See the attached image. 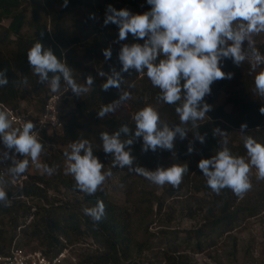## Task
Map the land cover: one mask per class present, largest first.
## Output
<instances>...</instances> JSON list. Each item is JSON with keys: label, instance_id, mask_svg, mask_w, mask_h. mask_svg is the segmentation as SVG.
<instances>
[{"label": "clouds", "instance_id": "obj_1", "mask_svg": "<svg viewBox=\"0 0 264 264\" xmlns=\"http://www.w3.org/2000/svg\"><path fill=\"white\" fill-rule=\"evenodd\" d=\"M149 11L133 14L130 10H117L108 5L105 10L103 26L113 24L118 27V41H126L131 35L133 40L143 43H125L121 46L118 60L120 71L112 69V74L102 84L103 91L110 88L119 89L123 82L122 73L134 70L146 76L154 88L159 90L157 97L167 105H177L179 125L169 127L160 117L157 109L151 105L138 110L132 117L135 130L122 125L117 131L100 134L102 150L112 157V167L137 174L150 183L163 187L169 185L176 189L188 174L187 164H173L168 168L157 167L154 171L142 166H134L136 158L131 146L141 138V151L155 153L158 149L171 151L174 139L179 136L186 139L187 129L183 125L191 124L193 129L198 122L206 119V113L212 107L204 102L211 95V86L220 80L233 78V73L222 71L223 62L231 60L235 66L246 61L255 71L264 66V55L255 46V37L264 34V0H146ZM68 0H63L61 7H67ZM89 18H95L90 15ZM115 42V41H114ZM247 45L246 47L244 45ZM105 60L111 58V50H103ZM27 59L37 83L46 84L52 93L61 89V82L76 97L86 96L92 90L94 78L89 75L83 83L74 77L73 70L66 61L59 59L51 49H46L40 42L34 43L27 52ZM104 77L103 71L98 73ZM10 83L6 71H0V87ZM16 86L27 87L28 78L12 82ZM254 92L264 99V70L256 72ZM132 96L123 92L119 99L101 106L98 118L114 113L121 103L129 101ZM264 114V107L260 109ZM14 117L9 111L0 109V143L4 151L0 152V163L11 161L6 169L13 179L26 174L30 165L41 174L53 175L55 167L41 162L45 146L31 120H24L21 126L13 125ZM241 134L247 129L240 126ZM223 137L220 149L214 156L201 159L198 169L206 179L207 186L216 195L224 189L243 199L252 189L253 170L257 180H264V143L258 142L250 135H243L246 157L233 155L228 134L215 130ZM124 134L125 139L121 138ZM206 134L197 133L195 139L203 144ZM63 156L67 162L65 174L74 180V188L86 196H95L103 191L106 181L113 175L94 155L92 143L79 139L68 145ZM191 154L194 149H187ZM23 159H17V156ZM15 197H13L14 199ZM6 182L0 176V205L10 207ZM83 214L94 224H99L106 215V206L97 199L95 206L84 207Z\"/></svg>", "mask_w": 264, "mask_h": 264}, {"label": "trees", "instance_id": "obj_2", "mask_svg": "<svg viewBox=\"0 0 264 264\" xmlns=\"http://www.w3.org/2000/svg\"><path fill=\"white\" fill-rule=\"evenodd\" d=\"M56 3L58 7L56 6L55 17L51 18V23L49 24L51 33H48L45 24L39 21V10H45L47 7L51 8ZM62 3L63 0H31V21L28 25L32 28L33 34L28 38H21L18 36V33L27 22L22 9L16 11L18 1L0 0V17L9 16L10 19L6 30L0 38V43L3 42V39H8L10 35L16 36L14 48L9 53H6V56H2L5 54L0 53V71H6L7 78L10 81L8 86L0 87V104L14 108L21 101L26 103V95L40 96L37 101L38 111H40L45 99L52 93L46 84L37 83L38 78L32 74L27 59V52L31 46L36 42H40L44 48L51 49L53 54L59 59L66 61L79 83H83L85 77L89 75L94 78L92 90L88 95L76 97L73 94V112L66 117L63 115V118L66 119L62 128L58 132H53L48 137V140L53 144L66 145L79 139H87L93 145L94 155L112 166L111 155L105 154L102 150L100 134L103 132L111 134L122 125H127L131 131H134V121L123 118L115 119L114 113H110L104 118H98L97 112H99L101 106H106L119 99L136 72L130 70L129 73H122L123 82L119 89L110 88L105 92L101 86L106 82L107 77L112 74V69H115L117 72L120 71L121 65L118 60V54L121 46L125 43H143V41L133 40L131 35H129L126 41H118V27L113 24L103 26L105 10L108 5H112L117 10L127 9L133 14H143L145 11L150 10V6L147 5L146 0H68L67 7H61ZM75 9L76 14L78 13L77 20L80 22V27L76 29V26L73 24L71 26L72 31L69 33L70 35H67L62 28V26L66 27L64 16L67 11ZM90 15H94L95 18H89ZM88 36H92V38L83 43L81 47L83 55L88 60L92 59L96 63L98 70L105 73L104 77L96 76L92 68L82 67L77 61H74L76 57L74 56V45H79L82 42L81 40ZM105 49L111 50V58L108 60H105L103 56V50ZM232 64L231 60H225L222 71L225 72L226 69L232 70ZM24 76L28 78L27 87L16 86L12 83L13 81H20ZM226 81L228 79L215 82L214 89H220L225 85ZM145 87L144 94L139 92L136 104L140 106L145 102H153L162 116L178 119L176 116H171V114L176 113L175 107L179 106V102L177 105H167L158 101L159 90L157 88H152L150 84H147ZM246 88L247 84H243L238 91V95L236 93L235 98L228 101L232 106L230 112H225L222 107L217 106L206 113L210 121L198 124L196 129H193L190 123L183 125L187 129V136L195 141L201 149L206 150L211 157L220 149L219 142L221 136L215 133V128L217 127L220 131L228 134L230 141L234 140L237 134L242 137L243 135H250L255 139H264L263 135L258 132L259 127L264 128V114L260 112V109L264 107V99H261L257 95L258 100H256L259 103L258 105L255 104L254 97L247 94ZM61 89H64V92L68 94L72 93L66 89L63 81L61 82ZM141 97H143V102H141ZM205 99L204 102L212 106L214 102L213 97L208 95ZM29 102L31 100L27 101V106H30L31 103ZM88 119H92V123L100 127L95 130L89 129L87 125ZM218 123H221L224 128ZM242 124L247 125V129L243 135L240 129ZM168 126L172 127L171 125ZM197 133L201 135L206 134L203 144L195 139ZM121 138L125 139L127 137L122 134ZM142 143V139L137 138V142L131 146L132 155L136 158L134 166L148 164L149 161L155 159V154L161 151L158 149L153 153L149 150L144 153L141 151ZM244 149V146L239 147V152L236 155L242 156ZM49 150H45L42 159L43 163L52 167L59 161H55L53 156H49ZM180 154L182 157L184 156L183 153ZM187 177L188 175L185 176L179 188L174 189L168 186L164 193L168 197L178 196L181 189L188 187ZM27 179L28 181L24 183L22 189L17 194L21 197L31 198L28 202L16 200L12 202L10 207L0 205L1 221L6 216L9 219L7 228H4L6 223H1L0 221L1 226H3V229L0 227V252H3L5 246L13 240L12 238L17 232L16 228L20 227L18 233L35 240L38 245L44 248L41 249V252L46 255L49 253L55 254L67 247L70 243L69 235L72 234L80 238L88 237L98 246L94 249V251L96 250L94 255H86L84 257V264H120L130 258L129 256L132 253L130 247L131 240L123 223L124 220H122L118 207L104 190L98 191L95 196L89 197L76 190L72 181H64L57 176L56 181L59 184V189L61 188L62 192H68L69 194L67 201L60 202L54 197L49 199L47 195L49 183L46 181L44 175L32 173L27 176ZM7 185L8 183L6 182L7 195L9 196L14 188ZM50 187L52 190L58 189L55 186ZM192 192L208 194L207 188L201 183L193 185ZM221 194L222 200H225L220 202L217 215L211 214L210 210L206 212L208 214L207 221L203 225L206 228V232H214L217 228L232 220V215L228 211L231 205L229 189H224ZM97 199L104 202L106 215L99 224H94L89 217L83 214L82 209L84 207L95 206ZM40 201H43L46 207ZM31 207L34 208L31 220L24 225L25 218L29 215ZM15 211H20V213L16 215ZM17 219L21 223L17 224ZM9 230L13 231L14 234L5 239L4 236ZM185 233L188 234V232ZM190 234L195 236V240L197 241L194 246L196 250L200 251L201 243L198 241V238L204 235V230L197 228L192 230ZM188 237H190L189 234ZM163 262L164 264H187L182 254H178L175 251L170 253L164 252ZM130 264L139 263L130 262Z\"/></svg>", "mask_w": 264, "mask_h": 264}, {"label": "rangeland", "instance_id": "obj_3", "mask_svg": "<svg viewBox=\"0 0 264 264\" xmlns=\"http://www.w3.org/2000/svg\"><path fill=\"white\" fill-rule=\"evenodd\" d=\"M17 1L18 7L16 11L22 9L27 22L20 29L18 36L28 38L33 34L32 28L28 25L31 21V0ZM56 6L58 7L57 3L51 8L47 7L45 10H39V21L45 24L48 33H51L49 24L51 23V18L55 17ZM64 18L66 27L62 26V28L65 34L70 35L69 33L72 31L71 26L73 24L76 26V29L80 27L76 9L67 11ZM9 20V16L0 17V38L6 30ZM91 38L92 36H88L82 39L79 45H74V56H76L74 61H77L82 67L92 68L93 73L101 77L98 75L101 71L96 67V63L92 59L88 60L84 57L83 49L81 48L83 43ZM15 41V35H10L8 39H3V42L0 43V53L5 55L2 56H6V53H9L14 48ZM255 41V46L264 55V34L255 37ZM244 46L246 47L247 45L245 44ZM260 70H264V66L253 71L247 61L241 66L232 64V70L226 69L225 73H233V78L226 81L225 85L220 89L215 90L214 84L211 86V95L209 96H212L214 100L211 107L220 106L225 112H230L232 106L228 101L235 98L236 93L238 95V91L243 84H247V94L252 95L255 99L254 103L258 105V97L254 92V77L256 72ZM147 84L151 85L146 76H141L138 73L132 76V81L125 90L131 94L132 99L121 103L117 107L114 112L115 119L132 120L133 115L143 107L151 105L156 108L153 102H145L140 106L136 104L139 92L144 94ZM152 88L154 87L152 86ZM57 93L61 96L59 112L64 124L66 118H63V115L66 117L73 112L74 95L64 92V89H60ZM39 97L26 95L25 100H31L29 102L31 103L30 106H27L28 103L25 101L27 103H25L26 107L29 110H33L32 108L37 109ZM21 102L24 103V101ZM141 102H143V97H141ZM171 116L178 118V114L176 113H172ZM160 117L164 123L172 127L179 125V118L164 117L161 113ZM205 121H210L207 114L206 119L198 122V124H202ZM218 124L222 126L221 123ZM87 125L92 130L100 127L94 125L92 119L87 120ZM258 132L264 137V128L259 127ZM222 140L223 137H220L219 146H221ZM256 140L264 143V139L256 138ZM69 144L59 145L56 143L49 148V156H53L55 161H59L53 165L56 169L53 175L41 174L36 169L30 171V173H34L35 175H44L46 181L49 183L47 188L49 199L54 197L60 202L67 201L69 194L68 192H62L61 188V190L59 189L56 177L59 176L64 181L68 180L75 183L70 175L65 174L67 162L63 153L69 150ZM1 145L2 143L0 144V152L4 149V146ZM190 145L194 149L191 154L187 151ZM227 146L233 155H236L239 152V147L243 146V137L237 134L234 140H229ZM243 151L244 154L242 156L246 157V149ZM180 153H183L184 156L182 157ZM208 158H211V155L206 150L201 149L188 136L184 140H181L177 136L174 139V147L171 151L161 150L155 154L153 161L140 165L154 171L157 167L168 168L173 164H187L188 187L181 189L178 196L173 197H168L164 193L169 185L163 187L156 186L145 178L129 172L127 168H113L109 163L99 159L105 166L104 170H111L113 173L112 177L106 181L103 189L118 207L131 240L130 247L132 253L129 256L130 258L120 264H130V262L164 264L163 253H170L172 251L182 254L187 264H264V180H257L255 170H253L251 176L252 189L243 199L235 196L229 190L231 205L228 211L232 215V220L220 226L214 232H206V228L203 227L207 221L208 214L206 212L210 210L211 214L217 215L220 202L225 200H222V194L216 195L211 191L207 186L205 177L198 169V162L201 159ZM200 183L205 185L208 194L192 192V186ZM50 186L58 187V189L52 190ZM158 203L160 204L158 205ZM15 212L16 215L20 213V211ZM4 218L3 221H1L2 218L0 221L1 223H6L4 228H7L9 219L8 216ZM16 223L19 224L21 222L17 219ZM0 227L2 228L3 226L0 224ZM197 228L204 230V235L198 238V241L201 243L200 251L195 249L194 244L197 240H195L194 235L190 234L192 230ZM185 232H188L190 237ZM11 234H14L11 230L6 232L5 239H8ZM15 234L12 239L25 250L41 252V249H44L35 240L22 236L18 232ZM69 240L70 243L66 247V258L60 264H84V257L86 255H94L96 251L94 249L98 247L88 237L80 238L71 234L69 235Z\"/></svg>", "mask_w": 264, "mask_h": 264}, {"label": "built area", "instance_id": "obj_4", "mask_svg": "<svg viewBox=\"0 0 264 264\" xmlns=\"http://www.w3.org/2000/svg\"><path fill=\"white\" fill-rule=\"evenodd\" d=\"M61 103V96L59 93H51L45 99L40 111L32 108L29 110L26 104L19 102L14 108L6 107L0 104V109H4L10 112L11 117H14L13 125L15 127L21 126V122L24 120H31L36 125V130L38 131L41 142L45 146V150L52 147L53 143L48 140V137L53 132H58L63 126V120L59 112V105ZM4 151V149L2 150ZM17 159H23L22 156H17ZM41 162L43 159L41 156ZM11 165V161L0 163V176H3L4 180L8 183L7 186L14 188L9 194V199L12 201L20 200L28 202L31 198H25L18 196V192L22 189L24 183L28 181L27 176L31 170L35 169L34 166L29 167L26 174L20 178L13 179L8 176L6 169ZM13 197H15L13 199ZM41 202V201H40ZM43 204V201L41 202ZM44 207L46 205L43 204ZM34 208L29 209V215L25 218L24 225H26L32 217ZM20 227L16 228L18 232ZM67 255V248L59 250L57 253L43 254L40 251H27L21 246L17 245L14 240H12L7 246H5L4 251L0 252V264H60Z\"/></svg>", "mask_w": 264, "mask_h": 264}]
</instances>
